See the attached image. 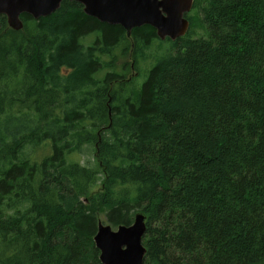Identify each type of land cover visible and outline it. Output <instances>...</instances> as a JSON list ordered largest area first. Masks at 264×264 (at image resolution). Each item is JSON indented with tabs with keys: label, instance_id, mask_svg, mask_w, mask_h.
Here are the masks:
<instances>
[{
	"label": "trees",
	"instance_id": "16d2710c",
	"mask_svg": "<svg viewBox=\"0 0 264 264\" xmlns=\"http://www.w3.org/2000/svg\"><path fill=\"white\" fill-rule=\"evenodd\" d=\"M188 18L137 91L151 26L128 37L69 1L21 31L0 16V264H103L100 221L137 213L146 264H264V0ZM89 148L93 166L68 161Z\"/></svg>",
	"mask_w": 264,
	"mask_h": 264
},
{
	"label": "water",
	"instance_id": "95a60500",
	"mask_svg": "<svg viewBox=\"0 0 264 264\" xmlns=\"http://www.w3.org/2000/svg\"><path fill=\"white\" fill-rule=\"evenodd\" d=\"M64 1L79 3L87 16L101 23L123 27L128 37L134 29L151 26L162 41H176L187 35L190 29L187 15L195 3V0H0V16L7 18L11 29L21 31L22 15L35 20L46 18L56 13ZM146 220L143 213H137L132 225L117 229L100 221L94 241L101 262L146 264L147 248L143 242Z\"/></svg>",
	"mask_w": 264,
	"mask_h": 264
},
{
	"label": "rangeland",
	"instance_id": "374dc122",
	"mask_svg": "<svg viewBox=\"0 0 264 264\" xmlns=\"http://www.w3.org/2000/svg\"><path fill=\"white\" fill-rule=\"evenodd\" d=\"M198 36L202 35V31L198 30ZM95 41V37L93 36H89L87 37L84 42L86 44L87 47H89L90 45L93 44V42ZM163 43V44H162ZM172 45L171 41H157L154 43L153 48L151 49V51L147 52V61H143L141 62V74L140 76L137 78V80L135 81L133 88L136 86H140L137 91H139L143 85V83L145 82L146 78H147V72L149 68H152L155 63L156 60L159 56H161L163 54V51L167 50L170 46ZM163 48V50H162ZM107 60V59H105ZM133 60L129 57V56H125L123 58H119L117 60V71H120L122 66H124L125 64L130 67L132 64ZM104 71L98 75L99 76L103 75ZM128 78L130 77H136L137 76V72L135 70H130L127 73ZM134 89V90H135ZM36 154V158L37 160H41L43 157L42 156H47L48 154H50V150L48 148H43L40 150H37L36 152H33V155ZM32 155V156H33ZM68 161L69 162H79L81 165H86V166H93L95 163V158H94V152H93V148H89V149H85L83 154H72L68 156ZM103 220V219H102ZM105 223V222H104Z\"/></svg>",
	"mask_w": 264,
	"mask_h": 264
},
{
	"label": "bare ground",
	"instance_id": "6f19581e",
	"mask_svg": "<svg viewBox=\"0 0 264 264\" xmlns=\"http://www.w3.org/2000/svg\"><path fill=\"white\" fill-rule=\"evenodd\" d=\"M188 20H189V18H188ZM190 22V21H189Z\"/></svg>",
	"mask_w": 264,
	"mask_h": 264
}]
</instances>
